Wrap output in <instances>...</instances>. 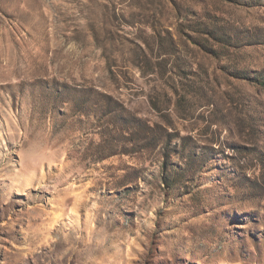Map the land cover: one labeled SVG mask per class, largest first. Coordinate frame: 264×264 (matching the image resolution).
<instances>
[{
	"label": "rangeland",
	"instance_id": "obj_1",
	"mask_svg": "<svg viewBox=\"0 0 264 264\" xmlns=\"http://www.w3.org/2000/svg\"><path fill=\"white\" fill-rule=\"evenodd\" d=\"M0 264H264V0H0Z\"/></svg>",
	"mask_w": 264,
	"mask_h": 264
}]
</instances>
